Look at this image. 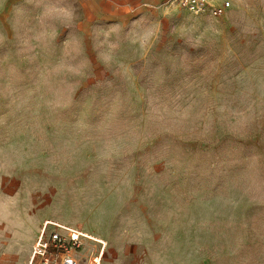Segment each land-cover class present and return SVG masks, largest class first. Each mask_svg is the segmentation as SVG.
I'll return each instance as SVG.
<instances>
[{
  "label": "rangeland",
  "instance_id": "1",
  "mask_svg": "<svg viewBox=\"0 0 264 264\" xmlns=\"http://www.w3.org/2000/svg\"><path fill=\"white\" fill-rule=\"evenodd\" d=\"M212 2L0 0V217L105 239L80 237V264H264V0Z\"/></svg>",
  "mask_w": 264,
  "mask_h": 264
},
{
  "label": "crops",
  "instance_id": "2",
  "mask_svg": "<svg viewBox=\"0 0 264 264\" xmlns=\"http://www.w3.org/2000/svg\"><path fill=\"white\" fill-rule=\"evenodd\" d=\"M88 9L93 13L107 17H126L134 15L147 14L159 8L162 0H83ZM220 0H214V2ZM159 4V5H158ZM9 213H4L1 216L7 232L4 235L2 243L9 252L6 255L9 257L10 264H29L31 246L34 243L42 225L48 219L41 221L39 228L37 226L39 219H32L29 216L22 214L17 206H9ZM37 231V232H36ZM82 235L90 240L106 245L105 239L93 232L81 230ZM103 246V248H104ZM100 260L99 256L96 257Z\"/></svg>",
  "mask_w": 264,
  "mask_h": 264
},
{
  "label": "built area",
  "instance_id": "3",
  "mask_svg": "<svg viewBox=\"0 0 264 264\" xmlns=\"http://www.w3.org/2000/svg\"><path fill=\"white\" fill-rule=\"evenodd\" d=\"M197 14L221 17L223 8L212 0H173ZM80 233L64 225L46 220L31 246L29 264H80L70 250L80 246Z\"/></svg>",
  "mask_w": 264,
  "mask_h": 264
},
{
  "label": "clouds",
  "instance_id": "4",
  "mask_svg": "<svg viewBox=\"0 0 264 264\" xmlns=\"http://www.w3.org/2000/svg\"><path fill=\"white\" fill-rule=\"evenodd\" d=\"M53 15L67 17L69 20L75 19V13L72 9L58 7L57 5L54 4L47 5L41 12V16L44 17H51ZM159 31H160V26L157 23L155 28L147 31L142 37L144 45L147 47H151L152 44L156 41ZM108 59H111V57H108Z\"/></svg>",
  "mask_w": 264,
  "mask_h": 264
},
{
  "label": "bare ground",
  "instance_id": "5",
  "mask_svg": "<svg viewBox=\"0 0 264 264\" xmlns=\"http://www.w3.org/2000/svg\"><path fill=\"white\" fill-rule=\"evenodd\" d=\"M66 227V226H65ZM68 228V227H67ZM68 229H71V228H68ZM73 230V229H72ZM79 233V232H78Z\"/></svg>",
  "mask_w": 264,
  "mask_h": 264
}]
</instances>
